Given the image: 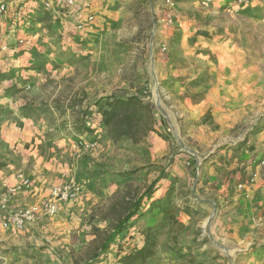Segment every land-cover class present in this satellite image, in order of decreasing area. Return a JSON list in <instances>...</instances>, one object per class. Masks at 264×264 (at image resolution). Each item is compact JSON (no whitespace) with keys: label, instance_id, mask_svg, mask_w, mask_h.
<instances>
[{"label":"rangeland","instance_id":"1","mask_svg":"<svg viewBox=\"0 0 264 264\" xmlns=\"http://www.w3.org/2000/svg\"><path fill=\"white\" fill-rule=\"evenodd\" d=\"M149 1L95 0L94 3L111 4V10L108 11L110 14L106 15L110 19L105 18L103 27L95 28L97 32L89 35L88 32L76 29V17L71 9L61 11V19H54L53 15L47 12L42 21L37 17L29 20L28 14L22 10L21 16L26 19L14 28L26 27L25 33L38 36L35 42L26 45L29 53L26 50L19 53L23 54L24 58L33 54L34 60L30 57L29 61L16 63L12 58V53L15 52H9L4 54V58L9 60L0 62V150H3L5 156L6 153L10 155L3 157L1 165L18 160L15 153L12 157L9 152L14 150L1 140L2 123L12 119L21 120L20 132L28 134L30 131L32 135L34 133L40 141L38 144L41 143L46 151L55 153V161L60 163L81 161L92 153H98L102 146L108 148L110 136L105 125H93L90 120L83 121L87 117L94 120V117H97L95 113L98 112L97 103L109 96L137 95L152 103L158 116L156 132L160 139L157 142L162 141L158 145L164 147L163 154L156 157L154 153L159 148L158 145L152 151L147 144L136 146L135 156H132L134 160H131L127 150L132 146L122 143L120 148L123 154L126 153L121 157V163L124 162V165L119 163L116 168H120L115 169L114 174L117 175L119 186L137 188L133 192L119 188L117 193L109 196L100 188L97 180H93L92 184L91 181L86 182L89 190L100 197L99 204L81 210L78 214L80 225L75 223L78 227L66 237L53 234L52 231L39 230L41 235L36 232L26 249H23L29 252L28 255L35 259L36 264L87 262L99 245L95 227H100L101 230L111 227L119 215L115 206L122 203L123 196H135L139 193L138 188L143 189L142 185H147L156 177L159 179L161 176L158 168H163L161 171L165 174L161 175L168 178L171 176L170 170L174 167L180 169V172L171 179V185L168 187L172 189L171 194H168L167 190L161 198H157L164 201L161 207L151 210L154 219L151 217L141 222L136 218L135 222L130 224L134 225L131 228L132 232H135L138 227L148 226L152 219L150 224L153 225L159 242L156 256L147 264H215L217 261H223V254H219L216 247L202 249L209 240L204 231L206 228L199 221H203L204 212L202 206L201 209L195 210L191 205L198 200L201 203L207 198L202 184L198 186V183L205 182L206 167H210L212 156L222 152L223 148H239L240 151L245 145L264 146V0H255V12H242L244 4L239 0L219 4H212L211 0H172V5L166 0H156L159 5L156 9L159 12L151 7ZM152 1L154 3L155 0ZM19 10L18 12H21ZM169 15L179 20L178 23L182 22L186 30L191 23L198 28L195 31L196 37L199 34L202 37H195V47L184 50L180 33L176 37V43L171 44V41L167 40L173 33L166 32ZM51 24L55 25L52 30L49 29ZM188 32L194 33L193 28ZM205 35L208 37L203 38ZM2 39L3 36H0L1 51ZM19 44L23 47L25 42ZM170 47L174 48L176 65L188 70L189 81L185 89L190 94L181 97L171 96L168 87L166 90L161 89L162 84L157 77L156 55L162 53L165 57L163 59L169 60L172 53ZM37 56L40 58H36ZM41 70L40 74H33ZM32 81H38L37 85ZM181 82L185 83V79ZM13 85L20 91L7 94V89ZM25 104L38 108L40 105H51L53 108L40 111V116L31 118L23 112ZM57 105L61 106L62 112L56 109ZM62 114H66L64 118ZM79 124L93 129L87 138L97 137L98 144L94 150L89 151L73 148L74 157L70 154L68 143L72 142L73 146L75 127ZM259 134L262 136L258 137ZM147 137L149 135L142 140ZM133 144L136 145L135 142ZM17 150L20 154L19 161L23 162L25 157L28 158L27 143L19 144ZM77 153L81 156L77 157ZM242 157L243 154L239 153V159ZM8 160L11 161L6 163ZM244 168V165L239 166V171ZM92 172L97 173L98 170ZM19 174L16 190L22 191L31 187L30 177ZM96 176H100L99 173L90 175L89 179ZM70 182L76 184L74 181ZM194 185L198 186V194H194ZM178 188L181 189L175 193ZM246 189L242 193L239 192V207L245 208L244 211H247L248 204L253 202V199L259 198L253 191L254 186L251 190ZM157 199L149 200L145 209L148 210L151 202ZM68 202L60 204L58 212L52 216L58 215L61 206ZM3 206L0 207L1 219L9 218L18 209L27 207L11 204L9 207ZM180 210L188 218L196 216L199 222L183 220ZM260 210L261 208L258 209ZM241 220L243 219L240 218L239 221ZM246 223H249V218L244 221V224ZM131 228L122 233L116 242L117 245L119 242L127 248L126 243L135 237L129 236V239H126ZM184 246L187 247L186 252ZM17 249L18 247L12 246L4 251L13 257L12 253ZM113 251L111 247L109 254L98 264H113Z\"/></svg>","mask_w":264,"mask_h":264},{"label":"crops","instance_id":"2","mask_svg":"<svg viewBox=\"0 0 264 264\" xmlns=\"http://www.w3.org/2000/svg\"><path fill=\"white\" fill-rule=\"evenodd\" d=\"M211 2L212 4H219L220 2L230 3V0H211ZM95 3L93 2L91 7V11L95 15V22L91 28L88 29V35L93 32H97L95 31V28L103 27V21L105 18L110 19L106 15L110 14L109 12L111 9L109 8H111V4H107L105 2L100 4ZM149 4L155 9L159 7L156 0L154 3L152 0H150ZM242 4H244L241 8L242 12L247 10H252V12H255L254 10L257 9L255 5H253L255 4V0H250L249 3L247 1ZM166 7L168 8L169 6ZM178 7L179 5H177V8ZM170 8L173 9L172 6H170ZM19 9L21 12H18ZM22 10L24 13L28 14L29 20H33L41 13H44L42 5L37 0H9L8 11L5 14L3 20L0 21V30H2V32H0V36H3V39L1 40L2 51L0 50L1 63H4L5 60H9L4 58V54L9 52H15L12 53L13 57H11L16 63L21 61L25 62L26 60L29 61L32 58L34 60L35 58L33 57V54L30 55L31 59H29L30 57L24 58L23 54L19 55L20 52H24L25 50L27 52L28 49L26 45L30 42H35L34 40H36L35 38L38 36L37 35L35 37V35L31 36L29 33H25L24 28L26 27L23 29L22 27L21 29H14L17 24L21 25V23L25 21L23 19H26L25 16L24 18L23 15L21 16V14H23ZM175 11H177V9H175ZM162 12L163 10L161 9L160 13ZM172 14L174 15L175 13L173 12ZM50 15H53L54 19L62 18L61 15L54 16L53 13H50ZM169 18L170 19L166 23V32L169 33V31H171L173 33H171V37L167 38V40H170L171 44L176 43V37H178L180 33V36L182 34L181 43L184 45V50L195 47L197 42L194 40H196V38L199 36L202 37L200 34L196 37L197 34L195 31H197L198 28L193 26V23H191L187 30L189 31L191 28H193L194 33L188 32L183 28L184 26L182 22L178 23L179 20L177 21V19H173V17H170V15ZM109 22L112 23L113 20H109ZM108 28L110 27L108 26ZM204 28H208V26H204ZM6 31H8V33H6ZM206 37L208 36H203V38ZM19 39H23V42H25L23 47L20 46ZM190 42H193L191 43V46L189 45ZM4 46L7 47V49H5L6 51L3 50ZM173 50L174 48L170 47V51L172 52L171 58L167 61L163 59L165 57L162 53H158L156 55V63L158 68L157 77L162 84L161 89L168 87L170 89L171 96L178 95V97H181L183 95L190 94L189 91L185 89L187 82L189 81L188 70H186L184 67H181L180 65H176V54ZM27 53H29V51ZM15 57L17 59H14ZM36 58L39 59L40 57L37 56ZM43 60H45L44 56ZM41 72L42 70L35 71L33 74H40ZM186 77L188 78L186 79ZM191 77L194 76L191 75ZM184 79L186 84L181 82V80ZM32 82L35 85L38 83V81L36 83L34 81ZM103 88L104 87H102V89ZM181 101H183V99H181ZM186 101L188 102L187 99ZM0 102H2V99H0ZM60 102L62 101L60 100ZM49 106L50 108H53L51 105ZM62 110L63 109H61L59 112H62ZM64 115L66 114H62L63 118ZM95 115H97V117H94V120L87 117L83 122L90 120L93 125H97V123H101L103 125L100 114L97 112ZM157 117L158 116L156 115V119ZM174 118L177 119L176 117ZM1 126V140L6 142L7 145H9V148L11 147V149L16 151L9 152L11 153L12 157L15 153L18 160L17 162L11 164L1 165L4 161L2 160L3 157H6L8 154L6 153L5 156L3 150H0V207L3 205L9 207V204H11L12 206H27L26 208H33L37 203L42 202L49 197V184L52 185L51 182L68 183L70 181H74L79 188L80 193L76 200H71L61 206V210L58 215L47 216L46 214L41 213L36 220L32 221L33 223L31 222L28 224L26 229L17 233L13 232L11 229L5 228L3 226V219L0 217V264H36L34 263L35 259L30 258L28 255L29 252L27 253L25 250H23L26 249L29 240L35 237L36 232L39 234V230L41 232L52 231L53 234H61L62 236L66 237L68 234H70V232H72V230H74L75 227H78L81 221L80 215H78L79 212L81 210H85V208L93 207L100 202V197L97 196L94 191L89 190V186L85 184L86 182L91 181L90 184H92L93 180H97L99 182L98 185L100 188H102V190H104L109 196L117 193L119 188L120 190L121 188H124L133 192V190L137 187L119 186L117 175L114 174V170H119L118 168H120L119 166L116 168V166L121 163V157L125 156L124 154H126L125 152L123 154L122 149L120 148L122 143L123 145L132 146L131 149L129 148L127 150V154L131 160H134L132 156H135L136 146L147 144V147H149V149L152 151L160 142H162H157V140L160 139L157 132H153L154 134L149 135V137H147L145 140L135 143L136 145H134L133 141L128 138H123L117 141L108 138V148L105 149V147L102 146L98 153H92V155L87 157V159H81V161H74L73 163L68 164L57 162V160L55 161L56 154H52L51 150L46 151L43 149L41 143L38 144V137L34 133L32 135V132L28 131V134H22L20 132V126H22L21 120H7V122H3ZM260 136L262 135L259 134L258 137ZM250 142L251 141H249V144ZM21 143H27V146L29 147V156L28 158L25 157L23 162L19 161L20 154L17 150L19 144ZM71 144L68 143L70 147V154H73L75 157V152L73 149L74 147L71 146ZM117 146H119V148H117ZM158 147L159 148H157L155 150L156 152L154 153L156 157H160L164 152V147L162 148V145H158ZM222 150V152H219L218 154L211 157V160L209 161L211 162L209 165L210 167H206L205 182L200 181V183H198V186L202 184L207 198L201 201V203L199 200V203L193 202L194 205L189 203L195 210L201 209V206L203 208L204 215L202 216L203 218L200 217L203 219V221H199L202 222V226L206 228L204 231L207 234L206 237L209 240L202 247V249H210V247H216L219 249V254H223V257H221L223 261H217L215 264H264V167L258 164L260 159H264V146L248 147L245 145V147L240 151L239 148H232L228 150L223 148ZM239 153L243 154L242 159H239ZM10 161L11 160H8L6 163H9ZM122 164L124 165V162L121 163V166ZM243 165L245 168L242 171H239V166ZM95 169L98 170L97 173L92 172ZM159 169V175L161 177L154 187V199L161 198L165 194V192L168 190V187L171 185V179H173L180 172V169H175L174 167L172 170H170L171 176L168 178H163V175L161 174H165V172L162 173L161 170H163V168H158V170ZM98 173L100 176L89 179L90 175ZM18 174H26L28 177H30L31 187L22 191H17L16 186L19 182L17 179ZM252 175L256 177V184L254 183L255 185H248L246 190H251L252 186H254L253 191L259 195V198L253 199V202L248 204L249 208L247 211H244L243 209L245 208L241 209L239 207V192L242 193V191H239L238 184L245 181ZM156 179L158 178H154L147 185H142L141 188L143 189L138 188L139 193H137L134 198L140 196ZM106 180L110 181L107 182ZM198 186L194 185L192 188L194 190V194H198ZM180 189H176L175 193L179 192ZM129 196L126 199H129ZM130 198H133V195H131ZM259 208H261L260 211H258ZM140 214V217H135L132 221L135 222L136 218L137 220H141V222L151 217L154 219V213L148 212L147 209L142 210ZM180 214V217H183V220H187L189 222H196L197 220V222H199V218L194 215L188 218L183 214V211L181 212V210ZM240 218L243 220L239 221ZM247 218H249V223L244 224V221L247 220ZM151 220L147 225H152L150 224ZM75 223H77L78 226H76ZM31 228H34L35 230H31ZM143 229L144 226H141L137 229L139 232H132L133 229L131 228L126 239H129V236H135V239L133 238L128 241V243H126L127 248L126 246H123L125 252L130 251L134 247H141L144 244V237L140 233V231ZM31 232H33V234ZM12 246L18 247V249L12 253L13 257L8 254L9 252L4 251ZM116 247L117 244L115 243L114 246H112V249L114 250L112 252V259H114L113 264H121L118 262L120 256L117 255ZM183 249L185 252L187 251L186 246H184Z\"/></svg>","mask_w":264,"mask_h":264},{"label":"trees","instance_id":"3","mask_svg":"<svg viewBox=\"0 0 264 264\" xmlns=\"http://www.w3.org/2000/svg\"><path fill=\"white\" fill-rule=\"evenodd\" d=\"M41 13L37 19L42 21L44 14ZM49 13V12H48ZM55 25L51 24L49 29H54ZM20 89L13 85L7 89V94H14ZM97 103V111L100 114L101 121L109 132L111 139L117 141L123 138H128L135 143H139L144 137L151 133H156V113L155 107L149 101L137 95L130 96H109L101 99ZM47 105H40L35 107L30 104L23 106V112L26 116L36 118L40 116V111L49 110ZM56 109L61 111V106L57 105ZM51 110V109H50ZM93 129L85 125H76L73 137L76 139L78 135L92 132ZM97 140L98 138H94ZM160 179H156L147 187V189L137 198L126 199L128 196H123L122 203L115 207L118 216L112 222L109 229L101 230L100 227H95L96 238L99 240L98 248L89 257V260L83 264H98L104 260L110 252V248L120 239L122 233L131 227H134L132 220L139 217L141 211L145 209L149 200L154 197V187ZM172 189H168V194H171ZM129 193H127L128 195ZM164 201V200H163ZM163 201L154 200L151 202L148 212L155 208L161 207ZM157 204V205H156ZM157 206V207H156ZM143 213V212H142ZM143 215V214H142ZM153 225L144 227L140 233L144 237V244L141 247H134L128 252L124 251L123 246L118 242L116 247L119 262L121 264H147V262L156 256V249L158 247L159 238L153 230Z\"/></svg>","mask_w":264,"mask_h":264},{"label":"built area","instance_id":"4","mask_svg":"<svg viewBox=\"0 0 264 264\" xmlns=\"http://www.w3.org/2000/svg\"><path fill=\"white\" fill-rule=\"evenodd\" d=\"M42 5V8L49 13H53L54 16H59L61 11L65 9H71L72 13L76 17V29L80 32H88L95 21V15L91 11V7L95 0H37ZM241 3L248 0H239ZM167 3L172 4V0H166ZM9 0H0V21L3 20L5 14L8 11ZM29 41V40H28ZM19 42H23V39H19ZM7 49L6 46L3 50ZM165 50L166 47H163ZM88 133L78 135L73 143L74 148H82L87 151L94 150L98 142L94 138L88 139ZM77 157L81 156L80 153L76 154ZM259 165L264 166V159L258 161ZM256 181L255 176L248 177L245 181L238 184V189L244 191L247 185H252ZM79 188L76 184L59 183L54 184L50 188L49 197L40 205L33 208H20L16 212L12 213L9 218L3 219V226L7 229H11L17 233L25 229L29 223L34 221L39 214L44 213L46 215H54L58 212L60 204L68 202L69 200L76 199L79 195ZM5 207V205L3 206Z\"/></svg>","mask_w":264,"mask_h":264}]
</instances>
